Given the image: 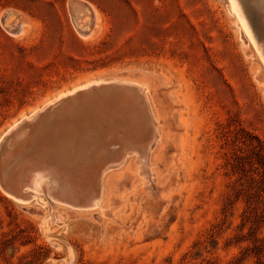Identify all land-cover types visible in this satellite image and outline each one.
I'll use <instances>...</instances> for the list:
<instances>
[{
	"label": "rangeland",
	"instance_id": "obj_1",
	"mask_svg": "<svg viewBox=\"0 0 264 264\" xmlns=\"http://www.w3.org/2000/svg\"><path fill=\"white\" fill-rule=\"evenodd\" d=\"M74 1L94 7L99 27L92 37L75 26ZM247 3L251 20L264 26L262 1ZM231 5V0H0V164L12 165L5 179L0 173V264H264V36L260 50ZM14 18L23 21L22 33L7 29L6 19ZM97 81L98 92L80 102L87 112L82 114L79 103L60 104L55 117L44 116L51 122L38 128L31 122L30 137L16 141L19 135L12 132L24 117ZM128 83L144 89L163 133L151 143L144 174H137L131 158L137 154L128 151L103 174L101 207L73 208L49 190L41 192L44 203L14 197L7 189L14 182L7 187L4 181L17 178V157L34 162L48 156L51 164L56 157L62 173L68 175L67 168L75 180L91 160L99 164L115 156L102 144L136 141L130 138L139 137L146 112L141 94ZM105 107L111 109L107 116ZM75 113L81 122L89 119L83 130L79 121L80 130L72 126ZM109 116L111 124L102 120ZM90 129L100 141L88 137ZM69 142L80 147L76 154Z\"/></svg>",
	"mask_w": 264,
	"mask_h": 264
},
{
	"label": "bare ground",
	"instance_id": "obj_2",
	"mask_svg": "<svg viewBox=\"0 0 264 264\" xmlns=\"http://www.w3.org/2000/svg\"><path fill=\"white\" fill-rule=\"evenodd\" d=\"M262 1V3L264 4V0H261ZM231 2H232V10L237 14V16L239 17V20L241 21V23H242V26H243V28H244V30L246 31V33L248 34V36L250 37V39H252V41L257 45V47L260 49V50H262L263 49V45H264V43H262L261 41H260V36H264V34H261V32H264V26H262V27H258L256 24H254V21L253 20H251V18H250V16H249V11H250V7H249V5H248V3H247V0H231ZM253 2V1H252ZM251 2V3H252ZM260 2V1H259ZM255 3H256V1H255ZM258 3V2H257ZM256 3V4H257ZM250 4V3H249ZM91 5V4H90ZM71 13L73 14V19H74V23H75V26L77 27V29H78V31L80 32V34H82L83 36H85V38H87V37H89V36H93L92 34L93 33H95V28H96V26L98 25L97 24V22H98V16H97V14L95 13V11H94V7L92 8V6L91 7H89V6H86V5H84L83 3H81V2H76V1H74V2H72L71 3ZM257 9V8H256ZM261 10V9H260ZM253 11V10H252ZM97 12V11H96ZM249 13V14H248ZM8 16V15H7ZM6 16V17H7ZM11 16H13V15H11ZM90 16V17H89ZM253 17V16H252ZM257 17H259V16H257ZM15 21H16V19L14 18V19H11L10 21H7V19H6V23H7V29H9V30H11L12 29V31H16V32H18V33H22V29H23V27H24V23H23V21H18L17 23H15ZM89 22V24L87 25V23ZM260 23H261V25H264V11H263V13L261 14V16H260ZM97 27H99V26H97ZM100 30V29H99ZM17 35V34H16ZM264 40V39H263ZM263 45H262V44ZM259 53V52H258ZM260 54V53H259ZM261 57H262V59L264 58L263 57V55L261 54ZM263 61H264V59H263ZM104 82V81H103ZM121 82V81H120ZM99 82L97 81V82H95V83H90L89 85H85V86H83V87H80L79 89H76V90H74V91H72V92H70V93H68V94H65V95H62L61 97H59L58 99H56L55 101H53V102H51V103H49L47 106H45L44 108H42V109H40V110H37L36 112H34L32 115H30V116H27V117H24L20 122H18L16 125H15V127H14V131H16V132H12V133H17V135H19V137L16 139V141L17 140H19V138L21 139L22 137H26V139H27V137H30V133L28 132V127H27V125L28 124H30L31 122H32V124H33V122H36L34 125H36L37 126V124H39L40 122H41V125H42V121H44V123H45V126H46V122H51L52 120H46L47 118L46 117H48L47 115L48 114H51L52 113V115H54L53 114V111H56V110H58L59 111V109H60V107H62L60 104H64V103H66V105H67V103H68V106H70V104L72 103V102H75V103H79L78 104V107H80V106H84V104H82V103H80V102H84V99H86V98H90L91 97V95L93 94L94 95V91H97L98 92V90L100 89V87H99V89L98 90H95L96 88H95V84H98ZM95 85V86H94ZM101 85V84H100ZM128 85L130 86V88L131 87H133V88H135V90L136 91H138L140 94H141V97H142V100H143V102H144V105H145V117H144V120H141L140 122H142L141 123V126H139V128L138 129H140V130H138V131H142V133H140V132H136V135H138L139 137L138 138H135V137H131L130 139H136V141H130V143H126V142H121L120 140H118V141H116L115 139H112L111 141H108V142H106L105 144H102V146H103V148H106V149H108L109 150V148L111 147V150H114V152H116V154H115V156H113V157H110L109 159H108V161H106V162H103L104 160H102L99 164H97L96 162L93 164V161L95 160H89L90 162H89V168H86V166H85V168H86V170L84 171V169H83V171H82V173H81V175L80 176H78L75 180L73 179L74 178V175H73V177H71V175L72 174H70V172L68 173V170H67V168L65 169L64 168V170L65 171H67V174L68 175H64L63 173H62V169L60 170V168H62L59 164H58V162H60V161H58V159H56V157H53L52 158V154L54 155L55 154V149H57V145H60V144H56L55 145V149H53L54 148V145H53V148H52V150H51V152L53 151V153L51 154L50 153V156H51V158H52V161H53V163L51 164V159L50 158H48V156L47 157H39V159L38 158H35V160L36 161H30L29 159L31 158V156H21V157H17L15 160H14V164H16V167H14V174L13 175H15V177H17L15 180H6V181H4V183L6 184V186L8 187V185L10 184V183H12L13 184V182H14V186H12L13 188H11V189H9V188H7L8 190H10L11 191V193L14 195V197H16V198H18L19 200H22V201H28V200H30V199H32V198H35V199H38L39 201L38 202H42V203H44V200L42 199L43 197H42V194H41V192L44 190V191H46V190H49L48 192H49V194H52L53 195V197H54V199H58V200H60V202L62 201V202H64V203H66V204H68L69 206H71V207H76V208H92V207H101L102 206V201H103V197H104V195H103V192H104V190H103V185H102V183H101V180H102V178H103V174H104V172H105V170L107 169V167H108V165H109V163H116V162H118V161H120L122 158H123V156L125 155L126 156V153H128V151H133V152H135V154H137L135 157H131L132 159H135V161H137V163L136 164H138V167H137V174H139V175H143L144 174V172H145V170L143 171L142 169H144L145 167H146V165H147V161H146V159H147V157H148V155L150 156V150H151V143L152 142H155V141H157V139H158V137L160 136H162V132L160 131V128L158 129V122L160 121V119L158 120L157 119V117H156V115H155V112L152 110V108H151V103H150V101L148 100V97H147V95L144 93V89L142 88V87H140V86H138L137 84H134V83H128ZM116 86H118V85H116ZM104 87V86H103ZM109 87H111V86H109ZM126 89V88H125ZM125 89H123L122 90V93H124L123 91H125ZM119 90V89H118ZM131 91H133V90H131ZM100 92H101V90H100ZM118 92V91H117ZM116 92V99H117V97H118V93ZM115 93V92H114ZM128 93V92H127ZM126 93V94H127ZM138 93V94H139ZM102 94V93H101ZM112 94V97H113V93H111ZM111 94L109 95V97L111 96ZM125 94V95H126ZM103 95V94H102ZM101 95V96H102ZM130 96V95H129ZM95 97V96H94ZM103 97H105L104 95L102 96V99H103ZM107 97H108V95H107ZM92 98H93V96H92ZM111 98V97H110ZM119 98V97H118ZM136 98H137V96H136ZM96 99V97L94 98V100ZM114 99V98H113ZM115 99V100H116ZM98 100V99H97ZM100 98H99V102H100ZM103 100H105V98L103 99ZM124 100V99H123ZM128 100H129V98H128ZM128 100H127V103H128ZM96 101V100H95ZM98 101H97V103H98ZM108 101V100H107ZM118 101L119 102H121L120 101V99H118ZM57 102H59V103H57ZM129 102L131 103L132 102V104H133V101H131V100H129ZM115 103H116V101H115ZM127 103H125V104H127ZM130 103H128V104H130ZM51 104L53 105L54 104V106L55 107H53V109L51 108V109H47L49 106H51ZM85 104H86V100H85ZM91 104H92V107L93 106H95V105H93V103L91 102ZM96 104V103H95ZM131 104V105H132ZM98 105V104H97ZM99 105H101V102H100V104ZM105 106V104H104V102H103V104H102V106ZM109 105V107H110V104H108ZM107 105V106H108ZM112 105V104H111ZM75 107H76V109H79V112H80V108H77V106L76 105H74ZM114 106H115V104H114ZM119 106V105H118ZM75 107H73V109L75 110ZM101 107V106H100ZM128 107H130V105L128 106ZM89 109H90V107H88ZM114 108H116V107H114ZM44 109H46L47 111H45ZM65 109V108H64ZM71 110H72V106H71V108H70ZM89 109H87L88 111H89ZM105 109V111L107 110V108L105 107L104 108ZM119 109V108H118ZM132 109V108H131ZM66 110H68L67 108H66ZM81 110H82V114H83V112L86 110V107L84 106V107H81ZM116 110V109H115ZM120 110H121V108H120ZM45 111V113H43ZM58 111H57V113H58ZM70 111V110H69ZM108 111V110H107ZM106 111V116L108 115L107 113L109 112H107ZM123 112H124V110H122ZM60 112V111H59ZM66 112V111H65ZM74 111H72V113H73ZM77 112V111H76ZM85 112H87V111H85ZM118 111L116 110V113H117ZM121 112V111H120ZM105 113V112H104ZM111 113V109H110V112H109V114ZM56 114V113H55ZM58 114H60V113H58ZM69 114H71L70 112H69ZM52 115H49V116H52ZM68 115V114H67ZM73 115V114H72ZM76 113L74 114V116H72V117H76ZM79 115V114H78ZM77 115V116H78ZM94 115V114H93ZM101 115V114H100ZM113 115V114H112ZM44 116H45V118H44ZM54 117H55V115H54ZM57 117V116H56ZM71 117V116H70ZM69 117V119H71ZM96 117L98 118L99 117V114L97 113V115H96ZM111 116H109V117H104L102 120H104V121H108V124H111V123H113V120H110L109 118H110ZM121 117V116H120ZM43 118H44V120H43ZM57 118H59V117H57ZM66 118V119H65ZM64 118V120H62V121H64V123L66 124V120L68 121V117H65ZM83 118H84V115H83ZM85 118H86V116H85ZM91 118H92V115H91ZM102 118V117H101ZM112 118V117H111ZM127 118V117H126ZM62 119V118H61ZM60 119V120H61ZM78 119H80L81 120V118H79V116H78V118H76L75 119V121H77L76 122V126H75V123L73 124V121H72V126L74 125V128H79V126L80 125H82V130H83V126H86V125H89V119L87 118L86 120L84 119V120H82V122L81 121H79ZM94 119H95V115H94ZM109 119V120H108ZM118 119V118H117ZM121 118H119V121H121L122 123H123V120H120ZM58 120V119H57ZM93 120V119H92ZM97 120V119H96ZM130 120V119H129ZM134 120V119H133ZM70 121V120H69ZM74 121V122H75ZM80 123H79V122ZM117 121V120H116ZM53 122H54V119H53ZM52 122V123H53ZM71 122V121H70ZM52 123H50V126H51V124ZM78 123L80 124L79 126H78ZM114 123H115V121H114ZM119 123V125H117L118 127H122V128H125L124 127V125L123 124H125V126H126V124L127 123H123V124H121V126H120V122H118ZM138 124V123H137ZM160 124H161V122H160ZM40 125V124H39ZM47 125H49V124H47ZM67 125V124H66ZM113 125V124H112ZM131 125V124H130ZM44 126V125H43ZM67 126H69V124L67 125ZM105 126H108L107 125V123H105V124H103L102 125V127H104L105 128ZM39 126H37V128H38ZM54 127V126H53ZM53 127H52V129H53ZM100 127H101V124H100ZM133 127V126H132ZM48 128V127H47ZM72 128V127H71ZM85 128V127H84ZM117 128V127H116ZM116 128L114 129V130H116ZM129 128V127H128ZM130 128H131V126H130ZM35 129V128H34ZM45 129V128H44ZM43 129V130H44ZM51 129V130H52ZM62 129V128H61ZM73 129V128H72ZM71 129V132L73 131ZM86 129L88 130V128L86 127ZM133 129H135V127L133 128ZM31 130V129H30ZM33 130V129H32ZM31 130V131H32ZM47 130V129H46ZM63 130L65 131V130H68V127H67V129L65 128H63ZM78 130H80V129H78ZM86 130V131H87ZM113 130V131H114ZM121 130V129H120ZM35 131V130H34ZM38 131V130H37ZM36 131V132H37ZM53 131V130H52ZM51 131V132H52ZM74 131H76L77 132V130H74ZM85 131V133L84 132H82V131H80V132H82V134L84 133V137H85V135H87V132ZM92 131H94V129L92 128ZM91 131V129H90V133L88 132V137H92L93 136V132ZM98 131V130H97ZM101 131H103V129L101 128ZM122 131V133L124 132V131H126V129L124 130V129H122L121 130ZM132 130H130V132H131ZM10 130H8V134H7V136L9 135V137L10 136H12V134L10 135ZM35 132V133H36ZM59 132V131H58ZM60 132H61V130H60ZM69 132V131H68ZM92 132V133H91ZM108 132V131H107ZM117 132V131H116ZM127 132V131H126ZM75 133V132H74ZM98 133V132H97ZM100 133V132H99ZM121 133V132H120ZM73 134V133H72ZM82 134H79V136L80 135H82ZM90 134H92V135H90ZM101 135H102V133H100ZM116 134H118V132L116 133ZM143 134V135H142ZM35 135V134H34ZM33 135V136H34ZM58 135H59V133H58ZM68 136H69V138L71 137L70 135H71V133L69 132V134H67ZM100 135V136H101ZM115 135V134H114ZM134 135V134H133ZM5 136H6V134H5ZM60 136H62V135H60ZM97 136V134L94 132V137H92L93 139H99V137L97 138L96 137ZM99 136V135H98ZM8 137V138H9ZM65 137H67V136H65ZM78 137V135L77 136H75V138H77ZM87 137V139H89L90 140V138H88ZM115 137V136H114ZM8 138L6 137L5 139L6 140H8ZM55 138H56V136H55ZM57 138H59V136L57 137ZM68 137L66 138V139H69ZM63 139V138H62ZM102 139H103V136H102ZM2 140H4V137H3V139ZM83 140V139H82ZM101 140V137H100V139H99V141ZM5 141V140H4ZM13 141H14V139H13ZM16 141H15V144H17L16 143ZM53 141V140H52ZM62 141V140H61ZM64 141H65V139H64ZM67 141H69V140H67ZM73 141V140H72ZM78 140H76V142H77ZM96 141V140H95ZM103 141V140H102ZM3 142V141H2ZM9 142H12V141H9L8 140V143ZM27 142V141H26ZM51 142V141H50ZM55 142H56V139H55ZM80 142V141H79ZM86 142V141H85ZM105 142V141H104ZM128 142H129V140H128ZM48 143V142H47ZM54 143V142H53ZM62 143V142H61ZM65 143H66V141H65ZM68 143V142H67ZM72 143V142H71ZM83 143H84V141H83ZM13 144H14V142H13ZM24 144V143H23ZM27 144V143H26ZM74 144H75V142H74ZM18 145V144H17ZM70 145V147H72V148H74V149H72V152H74V150H76V147H73V145H71L70 144V142H69V144H68V146ZM88 145V144H87ZM79 146V145H78ZM8 147H10V143H9V146ZM18 147H19V145H18ZM45 147H46V145H45ZM64 149H65V146H62ZM92 147V146H91ZM119 147H120V150H119ZM1 148V147H0ZM50 148V147H49ZM50 148V149H51ZM63 148H62V151H63ZM78 149H80V147H77ZM28 149V148H27ZM78 149L76 150L77 152H78ZM95 150H96V148H94ZM14 150V149H13ZM37 150V149H36ZM44 150V149H43ZM42 150V151H43ZM55 150V151H54ZM66 150V149H65ZM85 150H87L86 148H85ZM105 150V149H104ZM45 151V150H44ZM59 151V150H58ZM61 151V150H60ZM59 151V152H60ZM67 151V150H66ZM89 151H90V149H89ZM107 151V150H106ZM37 152H41L40 150L38 151L37 150ZM45 152H48V150L47 151H45ZM68 153H70L71 154V151L69 152V150L67 151ZM91 152H92V150H91ZM14 153H16V152H14ZM24 153H25V151H24ZM68 153H66L67 154V156H68ZM75 154H76V152H74ZM4 154V153H3ZM48 153H46V155H47ZM60 154V153H59ZM62 154V153H61ZM63 154H64V152H63ZM70 154H69V156H70ZM73 154V153H72ZM98 154H99V152H98ZM97 154V156H99ZM2 155V154H1ZM10 155V153H8V155H2V156H5V157H8ZM15 155V154H14ZM56 155H58V154H56ZM107 155H108V153H107ZM1 156V158L3 159V158H5V157H2ZM16 156V155H15ZM59 156V155H58ZM61 156V155H60ZM64 156V155H63ZM62 156V157H63ZM67 156L65 155V157L67 158ZM74 156V155H73ZM72 156V157H73ZM96 156V155H95ZM94 156V157H95ZM65 157H63V158H65ZM74 157H80V156H78V155H76V156H74ZM73 157V158H74ZM84 157V156H83ZM92 157H93V155H92ZM60 158V157H59ZM77 158V159H78ZM91 158V157H90ZM125 158V157H124ZM1 159V160H2ZM8 159V158H7ZM10 159V158H9ZM55 159L58 161V162H55ZM71 157H70V160L69 161H71ZM97 160H98V158H96ZM4 160V159H3ZM37 160H39V162H37ZM72 160H74V159H72ZM123 160V159H122ZM66 161L69 163V161L66 159ZM84 161V160H83ZM138 161H139V163H138ZM1 162V161H0ZM4 162V161H3ZM7 161H5V163H3L1 166H0V173H1V175H2V177L5 179L6 178V176H7V172H9V170L10 169H12L11 168V166H10V164H9V162L8 163H6ZM12 162V161H11ZM28 162H30L31 163V166H30V164L28 163ZM37 162V163H36ZM63 162H64V160H63ZM62 162V163H63ZM74 162V161H73ZM85 162V161H84ZM83 162V163H84ZM23 163H28L29 164V167L28 166H26V167H24V166H22V164ZM45 163V164H44ZM47 163H49V164H47ZM5 164H6V166H5ZM11 164H13V163H11ZM44 164V165H43ZM70 164H71V162H70ZM73 164V163H72ZM71 164V165H72ZM75 165L77 164V163H74ZM25 165V164H24ZM67 165V164H66ZM70 165V166H71ZM75 165H73V166H75ZM81 165V164H80ZM88 165H87V167H88ZM151 165V164H150ZM157 165V164H156ZM64 166V165H63ZM73 166H71V167H73ZM81 166H83V165H81ZM24 167V168H23ZM84 167V166H83ZM82 167V168H83ZM77 168H79L78 170H80L81 168H80V166H78L77 165ZM76 168V169H77ZM154 168V167H153ZM73 169V168H72ZM82 170V169H81ZM64 171V172H65ZM77 171V170H76ZM79 172V171H78ZM72 173V172H71ZM89 174V175H88ZM123 174V173H122ZM149 174V173H148ZM66 176V177H65ZM11 177H13V176H11ZM10 177V178H11ZM14 177V178H15ZM76 177V176H75ZM85 179V181L86 182H84V183H81V181H83ZM153 179V178H152ZM65 180V181H64ZM150 180V179H149ZM151 181V180H150ZM149 181V182H150ZM70 182H72V183H70ZM11 186V185H10ZM4 188V187H3ZM5 190V189H4ZM8 193V192H7ZM10 194V193H9ZM53 199V198H52ZM57 200V201H58ZM56 201V200H55Z\"/></svg>",
	"mask_w": 264,
	"mask_h": 264
}]
</instances>
